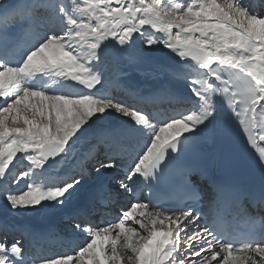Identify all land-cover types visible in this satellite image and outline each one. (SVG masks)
<instances>
[{
  "label": "snow or ice",
  "instance_id": "obj_1",
  "mask_svg": "<svg viewBox=\"0 0 264 264\" xmlns=\"http://www.w3.org/2000/svg\"><path fill=\"white\" fill-rule=\"evenodd\" d=\"M109 2L83 0V4L88 6L85 9L87 12L99 9L103 13L100 17L103 22L99 25H88L82 20L68 17L69 27L66 31L45 37L41 35L42 17L37 9H48L49 2L33 4L30 0H0V56L5 57L0 59V186L7 180L14 160L22 154L32 166L42 168L50 159L66 153L90 120L109 110L142 126L145 134L146 145L141 147L127 180L136 175L146 176L151 169L165 161L169 149L178 154L181 138L191 141L186 134L199 132L205 136L209 133L215 117L214 100L217 93L227 96V109L232 115L235 113V120L239 119L240 113L232 103L236 93L228 95L227 87L221 88L206 79L193 80L190 85L198 111L181 118L170 117L162 122L158 131L148 115L125 103L98 100L88 94L49 95L28 86V81L35 75L46 72H53L89 90L99 84V78L91 74L87 65L95 58V50L102 41L115 36L117 24L106 27L109 16L133 21L121 30V44L139 32L141 26L149 24L157 28L162 24L159 31L165 33L167 39H150L148 46L159 42L178 53L179 57L191 56L201 68L215 73L217 81L221 80V76L218 70L210 67L213 61L247 73L250 79L238 76L234 87L242 88L245 93L242 103L248 105L246 111L253 114V121L257 119V107L264 115V14H257L258 8L264 9V0H222V3L218 0H193L183 7L177 4L163 17L155 5L146 4L145 0H139V6L128 3L123 8H110ZM173 28L177 29L174 34ZM85 29L93 37V42L84 50L86 54L81 55L74 48V41L83 40ZM18 45L20 48L27 46L30 51L19 66H12L7 62V57L17 52L12 50ZM52 49L59 56L48 57L46 51ZM230 50H243V54L230 55ZM210 138L215 140L212 131ZM259 139L264 141V135ZM115 143L113 134L102 133L81 161L80 175L62 187L43 191L41 187L29 184L28 190L20 195L7 194L8 188H2L7 194L8 203L17 209L34 208L44 201L62 202L88 174L89 162L95 161L92 168L95 172L117 166L111 159L106 162L97 160L99 146ZM30 149L39 155L31 154ZM258 162L264 168V153L260 154ZM20 175L23 177L28 173ZM117 183L125 191H132L126 181L117 180ZM109 196L106 187L98 189L93 203H105ZM258 201L264 205V193L260 194ZM88 211L84 209V213ZM165 220L170 226L167 230H158L157 225H162ZM198 221L199 217L193 215L192 209L168 215L167 212L148 211L147 204L133 203L130 210L123 211L118 222L90 229L87 233L90 239L78 248L75 258L79 264H264V239H249L237 247L235 242L217 239L207 227L203 232L199 231L194 227ZM133 222L147 234L143 235L136 227L129 226ZM189 226L193 227L186 231ZM209 236L211 239H206ZM180 241L186 243L181 244ZM234 252L244 255L236 256ZM23 258L22 245L18 241L11 244L0 242V264H15V260ZM72 262L73 255L61 254L59 259L48 258L45 264Z\"/></svg>",
  "mask_w": 264,
  "mask_h": 264
},
{
  "label": "bare ground",
  "instance_id": "obj_2",
  "mask_svg": "<svg viewBox=\"0 0 264 264\" xmlns=\"http://www.w3.org/2000/svg\"><path fill=\"white\" fill-rule=\"evenodd\" d=\"M180 1L182 7L185 6L187 3L193 2V0H190L188 2L186 0H180ZM30 2L33 4L36 3L42 4L45 2H49L50 7L54 9V11L50 14L49 19L50 20L56 19L57 26H59V29H61L62 32L66 31L69 27L67 24L68 17L77 18L78 20H83L84 17V14L81 12L79 13L78 11L75 10L74 12H71L70 5L67 0H30ZM43 9L44 7H40L37 9V12L41 15L42 20L45 18V15L41 13V10ZM257 14H261V13H257ZM160 26L163 25L161 24L157 28H153L151 25L146 24L141 27L140 31L138 32L139 46L135 49L130 47V53L133 54V56L135 57L133 64L129 63V65L125 67L123 71L115 72V74L119 73V75L118 76L116 75L113 81L121 80L122 83H105V82H109V77L106 78L104 77L103 73H100L99 67H97V65L102 64L103 62L102 59L98 58V54H96L95 52V58L91 59L87 66L89 67L91 74L96 75L99 78L100 83L97 84L91 90L69 79L58 77L53 72H46L42 74L38 73L28 81V86L34 89L44 91L49 95L60 94L66 96H76V95L88 94L90 96H94L98 100H103V101H108V100L112 101V99L110 98L111 91L109 90L111 85L116 86V88H119L123 93H126L129 90H135L136 93L143 92L147 95L153 94L161 97L162 94L173 95V94H179L181 92L183 94H187L193 99L195 98L192 96V92L190 88V85L193 80H202V79L211 80L214 83V85L218 86L219 81L215 80V73H209L208 69L201 68L199 63L193 61L192 59L179 57L178 53H175L174 51L165 47L162 43L158 42L154 44V45L159 44L162 47V49L160 48L161 52H159L162 54L158 55V53H154V51H156L154 50L155 48L154 45L148 46L147 41L150 39H157V38H159L161 41L167 39L166 34L159 31ZM45 27L48 28V24H45ZM175 31H177V29L173 28L172 29L173 34L175 33ZM91 42H93V37L89 35L87 29H85V36L83 40L78 39L74 41V48L80 51L81 55H85L86 52L84 50L87 48V45ZM104 43L105 45H107L106 41L104 42L102 41L101 45H104ZM229 54L230 55L243 54V50H230ZM46 55L48 57L55 58L59 56V53L55 51V49H52L46 51ZM158 58L162 60V63L157 62ZM95 62H98V64L96 65ZM117 66L118 65H116L115 67ZM138 66H141L143 68V71L140 74H133V76H131L133 78L132 80L131 77L130 76L128 77L127 75L132 73L131 72L132 70L138 69L137 68ZM103 67L104 69L109 68L107 66H103ZM213 69L218 70V74L220 76L222 73H228L231 76L235 75L237 77L239 76L246 79H250L249 77H247V73H240L239 69H232L230 66L222 65L219 62L217 64V67ZM238 89H242V88H238ZM215 98L220 99L221 95L217 93ZM214 102L218 104V101L214 100ZM257 109L259 108L257 107ZM223 112L224 110L222 108L218 110V107H215V117L211 124V130L209 133L205 134V136L200 135L199 132L186 134L187 136L191 137V142L200 144L201 146L204 145L205 147H209L212 144L216 145V153L214 154L212 161L207 165V168L211 169L207 171L208 174L214 177L217 175V173L223 172L225 166L227 165L226 157L223 154H221L219 150L222 141L221 130H222ZM151 123L157 128L158 131L160 126L156 125V120L154 119L153 121H151ZM87 126L90 127L91 132L89 134L92 137V142L90 141V143H85L84 145H82V147H80L78 151H75L76 148H73L74 143H72L70 145L71 146L70 148L73 149L71 150L69 148L72 153H69L68 155L62 157L61 160L56 162V164L58 163V167H57L58 170L55 172L47 171L42 174V172H39L36 168L35 169L33 168V171L32 170L27 171L30 177V181L32 182L33 185L36 184L40 186H47L48 184L51 185L52 180L53 181L60 180L61 178H65L67 176H73L75 175V173L80 172L81 161L85 157L88 150L94 144L97 143L102 133H111L113 134L115 139L125 138L131 141L132 146L135 149H137L138 153H140L141 147H145L146 145V142L144 141L145 134L142 130V126L135 125L128 117L118 114L112 110H109L103 114H98L88 122ZM171 131L172 130H169V132ZM211 131L215 136V140L210 138ZM165 135H168V133H165ZM183 140L184 138H181L180 143ZM80 141L87 142L84 139ZM101 146H99V148ZM99 151L102 152L103 150H99ZM68 152H66V154ZM94 163L95 161L89 162L88 168L93 166ZM115 171L116 168L102 169L97 174H93V179L91 181L89 180V182H86L85 180L84 183H79L76 186V188L71 191L69 195L65 196L62 202L56 201L54 205L57 202L58 203L55 206L53 205L54 206L53 210L43 211L42 213L36 211L33 214L28 215V217H24L25 220L19 223L13 222L9 224L8 219L3 220L0 218V225L6 224L7 226H10L12 228H17L18 230L25 232L30 237V239L40 238L43 235H45V237H49V239L47 240L62 238L67 241H74V242L78 241V245L75 249V252L69 255H73L72 264H79V261L76 260L75 258V253L78 251V248L80 246H83V244L86 243L88 239H90V236L87 234L90 229L96 227H103L96 225L99 219L96 218L95 225L86 228H78L71 235L62 234L59 231V229L54 228V225L52 224L60 221L62 217L68 216L69 213L78 210L81 211L87 205L92 204L93 196L98 189L106 187L108 192L110 193V196L108 197L107 201H105V203L116 201L119 195L116 194L117 193L116 189L110 186V184L112 183L116 184V186H120L118 183H115L117 182V180H115L114 178ZM144 177L145 176L136 175L133 176L131 180H127V178L124 180L132 187L131 192H127L121 187H119L117 190H122L121 193L123 194V196L129 199L132 197V193L136 189V187L139 186L140 183L143 181ZM84 186L86 187V189L82 188ZM105 203L100 202L96 204H99L101 207H105L106 206ZM128 203L130 204L127 210H130V205L133 204L134 202H128ZM142 204H146V203L143 202ZM148 211L159 212V211H153L149 207H148ZM98 216L99 214H97L96 217ZM121 216L122 213L119 214L117 218L119 219ZM181 223L183 222L181 221ZM107 225L108 224H105L104 226ZM129 226L136 227L137 230L140 231L141 234L143 235L147 234L144 229H141L139 225H136L134 222L130 223ZM169 226L170 225L168 221L165 220L162 225L161 224L157 225V229L163 231V230H167ZM192 227L193 226H189L185 230L190 231ZM194 227L201 232H203L205 229L203 228V226L196 224L194 225ZM206 239H210V237H206ZM5 241L6 239L0 240V242H5ZM180 243H186V241H180ZM33 247L34 244H31L29 242L23 244L22 250H23L24 258L22 260H15V264H45V261L44 260L40 261L38 259V256L36 257L37 260L36 258L35 259L28 258L29 250ZM37 249L38 246L35 248V250ZM234 255L242 256L244 254L234 252ZM59 258L61 257H58L56 259ZM256 259H258V257H256ZM85 262H87V256L85 257Z\"/></svg>",
  "mask_w": 264,
  "mask_h": 264
},
{
  "label": "rangeland",
  "instance_id": "obj_3",
  "mask_svg": "<svg viewBox=\"0 0 264 264\" xmlns=\"http://www.w3.org/2000/svg\"><path fill=\"white\" fill-rule=\"evenodd\" d=\"M67 1L70 5L71 12H74V10H75V11H78L79 13L81 12L84 14V17L82 20L84 23H86L88 25L96 26V25H99L100 23L103 22L100 19V17L103 15V13L99 9H97L95 12H87L85 9L88 6L83 4V0H67ZM186 1L188 2L190 0H186ZM168 2H170V0L169 1L168 0H145L146 4L155 5L156 10L161 13L162 17L166 11L171 10V8L175 5V3H176V5L177 4L181 5L180 0H171L170 3H168ZM218 2L222 3V0H218ZM128 3H133L134 5L139 6V0H110L108 7H110V8H115V7L123 8ZM138 15H143V14L138 13ZM132 22L133 21H131V20H125L123 17L109 16L107 18L106 27H111L112 24H117V27L115 29V36L114 37L109 36V39L106 40L107 45H105V43H104V45H101L98 48L99 50L97 49L95 51L96 54H98V58L102 59V62H103L102 64H98V62H95V64L96 65L98 64L97 67H99L100 73L104 74V77H106V78L109 77V82H105V83H122L121 80L113 81L117 75V74H115V72L123 71V69L129 65V63L133 64V62L135 60V57L133 56V54L130 53V46H129L130 44L128 43V41L124 42L123 44H121L119 42V34H120L121 30L127 24H130ZM143 34H145V33H143ZM108 44H109V46H108ZM154 47L156 48V49L154 48V50H156V51H154V53H158V55L162 54V53H159V52H161V49H162V47L159 44L154 45ZM101 49H103V50H101ZM160 58H158V60H157L158 63H160V62L162 63V60ZM116 65H118V66L115 67ZM103 66H107L109 68L104 69ZM137 68L138 69H136V70H132L131 71L132 73H130L127 76L131 77V76H133V74H140L143 71V68L141 66H138ZM39 74H42V73H39ZM131 79L133 80L132 77H131ZM92 97H94V96H92ZM90 132H91L90 127L85 125V127L81 130V132L78 133L77 138L72 142V143H74L73 148H76L75 151H78L80 149V147H82V145H84L85 143H90V141L92 142V137L89 134ZM82 139L86 140L87 142L80 141ZM78 141H80V142H78ZM70 147L71 146H69V148ZM73 148H70V149L72 150ZM70 149H68L69 152L67 151L68 152L67 154L66 153H64L65 155L62 154V157L68 155L69 153H72ZM29 152L33 155H39L38 152H36L32 149H30ZM57 167H58V163L56 164V163H52V162H47L42 168L38 169L35 166H32L30 164V162H28V160L24 158V154H22L20 157H18L17 160H14V166H13L11 172L9 173L7 180L3 183L2 186H0V218L3 220L8 219L9 224H11L13 222L19 223V222H22L25 220L24 217H28V215H31L36 211L39 213H42L43 211L53 210L54 206L58 203L57 202L54 205V203L56 201H44L41 205H38L34 208L29 207V208L13 209L11 207V205L8 203V201L6 199V195L7 194L20 195V194H23V192L28 190V188H27L28 185L32 184V182L30 181V177H29V175H25L22 177L20 174L27 173V171H29V170L33 171V168L34 169L36 168L39 172H42V174L47 172V171L55 172L58 170ZM118 172H119V170H116V173H118ZM97 173L98 172H95V171L93 172V174H97ZM92 179H93V176L88 177V179H86V182H89V180L91 181ZM81 181H83V180H80V183L85 182V180L83 182H81ZM34 186L41 187V189L43 191H47V190L52 189V188H57V187H52L51 185L40 186V185L36 184ZM2 188H8V190H9L8 193L6 194L2 190ZM82 188L86 189L85 186ZM63 220L64 219H62V221ZM53 225H54V227L57 226V222ZM181 244H183V243H181Z\"/></svg>",
  "mask_w": 264,
  "mask_h": 264
},
{
  "label": "water",
  "instance_id": "obj_4",
  "mask_svg": "<svg viewBox=\"0 0 264 264\" xmlns=\"http://www.w3.org/2000/svg\"><path fill=\"white\" fill-rule=\"evenodd\" d=\"M137 24H138V22H137ZM141 27H142V26H141ZM137 35H138V32H137V33H134L133 36L128 40V41L132 44V46H133L134 48H136V47L139 46V42H138V40H137ZM187 58L192 59L191 56H187ZM192 60H194V59H192ZM194 61L197 62L196 60H194ZM197 63H198V62H197ZM216 63H217V61H213V62L210 64V67H213L214 65H216ZM60 156H61V155H60ZM60 156H57L55 159H50L49 161L57 162V161L59 160Z\"/></svg>",
  "mask_w": 264,
  "mask_h": 264
}]
</instances>
